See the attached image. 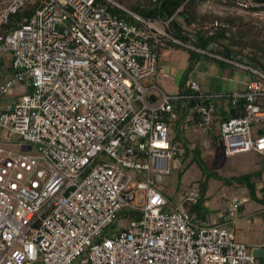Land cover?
<instances>
[{"label": "built area", "instance_id": "obj_1", "mask_svg": "<svg viewBox=\"0 0 264 264\" xmlns=\"http://www.w3.org/2000/svg\"><path fill=\"white\" fill-rule=\"evenodd\" d=\"M220 6L217 16L264 20V2ZM184 12L146 18L117 0H0V96L32 89L0 105V264H257L231 225L183 206L198 203L200 187L175 209L160 188L193 151L171 135L181 119L216 135L225 156L264 158V72L197 45L232 25L189 26ZM163 43L250 80L222 93L187 78L169 94L157 86ZM223 104L241 114L223 119Z\"/></svg>", "mask_w": 264, "mask_h": 264}, {"label": "rangeland", "instance_id": "obj_2", "mask_svg": "<svg viewBox=\"0 0 264 264\" xmlns=\"http://www.w3.org/2000/svg\"><path fill=\"white\" fill-rule=\"evenodd\" d=\"M117 1L125 5V3H132L135 0ZM212 3L210 4L212 9L201 5L200 10L203 13L216 15L215 13L221 9V0H213ZM259 21L264 23V20ZM159 51L160 76L157 86L169 94L179 92V86L185 77L197 81L205 92L222 93L237 91L250 80L246 71L207 55H202L195 61L191 57L193 52L180 45L163 43ZM10 95L8 93L5 96H0V105L4 103L5 99H9ZM179 132L182 138L188 140V146L195 151V155L188 152L181 161L180 167L173 169L170 175H166L160 185L161 190L171 202L169 209L183 207V198L187 193L195 187H200L203 190V195L198 200L200 207L203 206L205 210L211 209L216 215L215 208L221 210L224 208L227 212L234 194L249 191L247 184L237 181L238 178L247 174H253L250 182L255 184L256 192H260V198L264 197V189L260 190L261 187L264 188V158L254 153L225 156L223 147L214 135H204L196 130L193 123L188 126L186 119H181L178 124H173L171 135L176 137ZM257 172H260V177L257 176ZM213 200H216L215 204L211 205ZM189 205L197 204L189 203ZM256 207L261 210L255 212ZM246 209L247 214L252 215V220L264 221V202L256 201L250 197L246 203ZM193 213L197 217L198 213ZM237 215L238 213L230 219L237 218ZM125 225L126 223L120 220L116 223L115 228H122ZM244 233H248L246 234L248 236L247 243L255 245L251 231L244 229ZM249 249L253 252V249Z\"/></svg>", "mask_w": 264, "mask_h": 264}, {"label": "trees", "instance_id": "obj_3", "mask_svg": "<svg viewBox=\"0 0 264 264\" xmlns=\"http://www.w3.org/2000/svg\"><path fill=\"white\" fill-rule=\"evenodd\" d=\"M206 1L208 0H164L161 3L158 0H135L132 3H125V5H123L146 18L159 15L167 18L173 15L181 5L185 4V12L183 15L189 26L195 24L196 27H200L206 24H211L215 20L229 23V25H232L230 28L219 29L214 36H208L207 39L202 37V40H198L197 45L211 49L212 52L225 58H233L237 61L249 63L264 72V23L255 20V18L250 15L217 16L210 13H203L200 8ZM254 1L264 2V0ZM30 8L31 5H28L27 10H30ZM179 27V25H176L177 31ZM204 32L206 31H197L199 37L201 34H204ZM208 32L209 30H207V33ZM180 36L186 41L191 38L189 36ZM200 56L202 55L192 53L191 57L197 61ZM187 78L188 77H185L183 81ZM240 114L241 113L237 108L229 106L228 111L223 113V119H229L230 117L238 116ZM192 153L195 155V151H192ZM198 162L199 165L202 166L200 161ZM210 175L212 176L213 174ZM252 176L253 174H247L238 178L237 181L247 184L252 199L264 202V198L257 197L255 184L250 182ZM201 193L202 196V189ZM189 206H191L190 209ZM184 207L190 212V214L197 212L198 215H202L203 206L200 207L198 203L197 205H189V203H185Z\"/></svg>", "mask_w": 264, "mask_h": 264}, {"label": "crops", "instance_id": "obj_4", "mask_svg": "<svg viewBox=\"0 0 264 264\" xmlns=\"http://www.w3.org/2000/svg\"><path fill=\"white\" fill-rule=\"evenodd\" d=\"M160 70V68H159ZM4 76H8L11 73L10 68H6L4 71ZM31 88H27L24 85L18 84L16 85L9 93L10 98L9 99H5L4 103L1 105H6V104H13L14 102H16L18 100V98L20 97V95L26 91H29ZM224 107L222 108V111H226L225 108V104H223ZM214 137H216V135H214ZM187 140V139H186ZM188 143V140H187ZM252 154V153H251ZM261 157V156H259ZM262 158V157H261ZM257 176H261L260 172L256 173ZM264 188H260V190L262 191ZM257 193V197L260 198L259 194L260 192H256ZM235 196L232 199V202L234 200H238V201H242V205L240 207V210L238 212L237 218L234 219H230L227 216V212L221 209H217L215 208L216 213H213L214 211L211 209L202 210V215H197V218L200 219L201 221L205 222V221H211V222H216L220 225H231L233 227V229L235 230L237 237L240 241L244 242L245 244H247V246L249 248H251V250L253 249V252L255 250H264V221H259V220H252V215L251 214H247V209H246V203H248V201L250 200V192L247 190L246 192L242 193V194H234ZM262 195V194H261ZM264 198V197H263ZM264 200V199H263ZM216 200H213L211 202V205L215 204ZM230 205V203H229ZM226 208V207H225ZM261 209L259 207L255 208V212H259ZM246 212V213H245ZM257 224V225H255ZM259 224V225H258ZM244 229L250 230L251 234H252V238L253 241L255 242V245H251L249 243H247V238L248 236L246 234L248 233H244ZM259 230V232H258ZM258 232V233H257ZM257 264H264V258H259L257 257Z\"/></svg>", "mask_w": 264, "mask_h": 264}, {"label": "water", "instance_id": "obj_5", "mask_svg": "<svg viewBox=\"0 0 264 264\" xmlns=\"http://www.w3.org/2000/svg\"><path fill=\"white\" fill-rule=\"evenodd\" d=\"M254 255L259 258H264V250H255Z\"/></svg>", "mask_w": 264, "mask_h": 264}]
</instances>
